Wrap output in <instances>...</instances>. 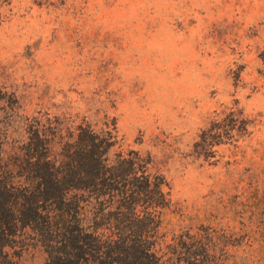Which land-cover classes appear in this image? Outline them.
<instances>
[{"label": "rangeland", "instance_id": "1", "mask_svg": "<svg viewBox=\"0 0 264 264\" xmlns=\"http://www.w3.org/2000/svg\"><path fill=\"white\" fill-rule=\"evenodd\" d=\"M91 134L162 181L163 259L264 264V0H0V264L51 263L45 172L86 166Z\"/></svg>", "mask_w": 264, "mask_h": 264}, {"label": "trees", "instance_id": "2", "mask_svg": "<svg viewBox=\"0 0 264 264\" xmlns=\"http://www.w3.org/2000/svg\"><path fill=\"white\" fill-rule=\"evenodd\" d=\"M89 139L95 149L88 153L76 149L82 153L86 166L45 172L52 177L50 184L56 190V211L52 216L46 215V224L49 227L53 223L54 228L45 236L56 247L48 251L50 264H209L198 258L210 253V248L200 240H194L190 247L182 241V257L177 254L163 259L164 254L158 253L150 241L152 226L157 221L153 212L165 205L162 181L152 182L143 172L127 178L126 172L135 169L133 160L121 158L114 168L106 163L100 145H96L97 137L91 134ZM119 170L121 177H116ZM129 185L134 188H128ZM148 187L153 189L147 191ZM70 191L81 195L74 193L69 197ZM90 192L95 195L94 201L88 197ZM141 202L147 205L138 210ZM91 203L92 209L86 213ZM149 208L152 210L148 211ZM124 209L131 213H123ZM31 210L36 212L32 204ZM135 225L137 228H132ZM0 232L3 239L7 234L3 226Z\"/></svg>", "mask_w": 264, "mask_h": 264}]
</instances>
